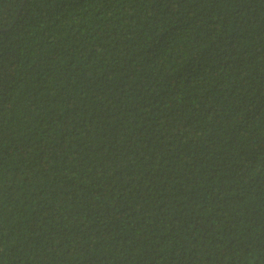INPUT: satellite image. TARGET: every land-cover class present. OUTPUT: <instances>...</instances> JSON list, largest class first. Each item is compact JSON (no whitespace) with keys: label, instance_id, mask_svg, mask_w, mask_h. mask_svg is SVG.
Masks as SVG:
<instances>
[{"label":"trees","instance_id":"1","mask_svg":"<svg viewBox=\"0 0 264 264\" xmlns=\"http://www.w3.org/2000/svg\"><path fill=\"white\" fill-rule=\"evenodd\" d=\"M0 264H264V0H0Z\"/></svg>","mask_w":264,"mask_h":264}]
</instances>
